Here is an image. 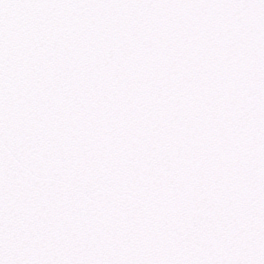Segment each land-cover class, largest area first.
<instances>
[{
	"label": "snow or ice",
	"instance_id": "obj_1",
	"mask_svg": "<svg viewBox=\"0 0 264 264\" xmlns=\"http://www.w3.org/2000/svg\"><path fill=\"white\" fill-rule=\"evenodd\" d=\"M0 264H264V0H0Z\"/></svg>",
	"mask_w": 264,
	"mask_h": 264
}]
</instances>
